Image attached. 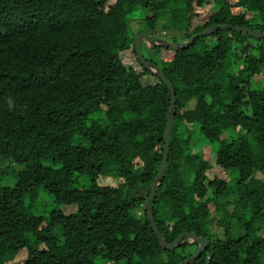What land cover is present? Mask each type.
I'll list each match as a JSON object with an SVG mask.
<instances>
[{
    "label": "trees",
    "instance_id": "16d2710c",
    "mask_svg": "<svg viewBox=\"0 0 264 264\" xmlns=\"http://www.w3.org/2000/svg\"><path fill=\"white\" fill-rule=\"evenodd\" d=\"M159 24L173 42L220 24L264 32V0H0V175L15 180L0 179V264H179L197 251L162 249L144 206L171 98L135 37ZM141 50L176 94L152 203L166 242L195 232L209 245L193 264H264V38L227 29ZM196 131L217 152L197 149Z\"/></svg>",
    "mask_w": 264,
    "mask_h": 264
},
{
    "label": "water",
    "instance_id": "95a60500",
    "mask_svg": "<svg viewBox=\"0 0 264 264\" xmlns=\"http://www.w3.org/2000/svg\"><path fill=\"white\" fill-rule=\"evenodd\" d=\"M227 29H232L234 31H239V32H244L246 34H250L253 37L257 38H264V32H261L259 30H251L239 26H234L231 24H220V25H213L210 28L199 32L193 36H191L187 41L185 42H172V41H166L158 36H151L148 35L145 32H140L139 34L136 35L135 37V48L137 52V57L142 63V65L150 71L153 75L160 77L167 85L169 89V94L171 98V106L169 110V115H168V120H167V125L164 133V147H163V160L161 167L158 171L157 176L154 179V182L151 186V192L150 195L148 196L144 206L145 210L147 213V217L149 220V223L157 236L159 240V244L162 249L164 250H173L174 248L185 244L186 242L193 244L196 243L198 244V249L197 251L190 256L188 259L185 261L179 263V264H193L200 256L203 254V252L206 250V248L209 245V240L205 238L204 236H199L195 232H185L181 234L173 243H167L164 235L161 233L155 218L153 214V208H152V203L153 199L156 196V193L160 187L161 180L164 177L166 167L168 165V158H169V147H170V141H171V135H172V129L174 125V119H175V114H176V94H175V88L172 84V82L167 78L165 75L164 71L157 66L156 64L147 61V59L143 56L141 46L143 42H146L149 46L155 48V47H164L172 50H180L187 48L193 44V42L198 38L202 37L205 35H209L212 33H215L218 30H227Z\"/></svg>",
    "mask_w": 264,
    "mask_h": 264
},
{
    "label": "rangeland",
    "instance_id": "374dc122",
    "mask_svg": "<svg viewBox=\"0 0 264 264\" xmlns=\"http://www.w3.org/2000/svg\"><path fill=\"white\" fill-rule=\"evenodd\" d=\"M139 13H137L138 17H141V13H143V11L140 9L138 11ZM140 21L134 20L133 21V26L134 27H139L140 26ZM177 31L175 29H170L169 31H167V33H165V35L160 31V24L157 27V33L156 36L166 40V41H171V39L174 36H177ZM133 34V33H132ZM139 34V33H138ZM173 42V41H172ZM144 50H145V46H144ZM146 53V51H144ZM191 106L193 105V101H191L189 103ZM193 137L198 141L196 143V147L197 149H200L201 151H203L205 153V155L211 156L214 152H217V148H218V143L214 144V145H210L204 138V136L199 133V131H196L193 135ZM0 179L2 180L3 183L5 184H10L13 185L15 183L14 177L12 176H7V175H0ZM210 192H213V190L211 189ZM209 192V193H210ZM53 208V202L52 199L47 196L43 191L41 192L40 195V199L38 201V205H36V211L42 212L44 214H46L49 210H51ZM140 214V212L138 213ZM141 215V214H140Z\"/></svg>",
    "mask_w": 264,
    "mask_h": 264
},
{
    "label": "clouds",
    "instance_id": "9594fccd",
    "mask_svg": "<svg viewBox=\"0 0 264 264\" xmlns=\"http://www.w3.org/2000/svg\"><path fill=\"white\" fill-rule=\"evenodd\" d=\"M12 106V102H11V100H9V107H11Z\"/></svg>",
    "mask_w": 264,
    "mask_h": 264
}]
</instances>
